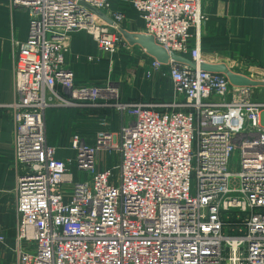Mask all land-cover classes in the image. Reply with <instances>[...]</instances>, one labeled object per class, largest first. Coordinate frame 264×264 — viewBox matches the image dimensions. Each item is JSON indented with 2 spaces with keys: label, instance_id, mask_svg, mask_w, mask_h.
Wrapping results in <instances>:
<instances>
[{
  "label": "built area",
  "instance_id": "obj_1",
  "mask_svg": "<svg viewBox=\"0 0 264 264\" xmlns=\"http://www.w3.org/2000/svg\"><path fill=\"white\" fill-rule=\"evenodd\" d=\"M112 1L10 0L30 19L15 63V99L6 105L24 171L17 185V264H264V101L252 97V87L200 69L206 60L190 31L199 35L209 20L202 0L131 1L143 33L170 56L167 64L153 58L145 77L167 68L173 99L107 103L131 122L119 136L99 131L92 144L73 138L87 180L74 182L72 161L56 158L47 142V110L118 98L108 85L78 82L67 62L78 32L92 34L102 51L129 49L120 33L125 15L112 10ZM256 72L242 75L264 79ZM101 151L119 154V177L114 168L97 169Z\"/></svg>",
  "mask_w": 264,
  "mask_h": 264
},
{
  "label": "crops",
  "instance_id": "obj_2",
  "mask_svg": "<svg viewBox=\"0 0 264 264\" xmlns=\"http://www.w3.org/2000/svg\"><path fill=\"white\" fill-rule=\"evenodd\" d=\"M131 1L113 0L112 10L125 15L123 29L143 33L144 22ZM202 9L209 20L198 36L194 28L190 33L192 46L200 45L206 62L226 64L240 74H246L254 67L256 73L263 76L264 0H202ZM29 30L27 11L11 7L10 0H0V232L5 237L4 244H0V264L18 263L17 185L24 171L16 161L15 124L6 105L15 99L17 53L20 45L27 41ZM152 61L153 57L139 45L108 53L100 49L92 34L78 32L73 35L67 62L78 82L87 86L108 85L118 93V98L111 96L103 99L96 107L57 108L46 112L47 142L56 147V158L72 161L70 172L74 182L85 181L89 176L79 177L77 172L80 171L74 168L75 163L67 156L65 143L71 144L75 136H80L86 143L92 144L101 130L119 136L121 129L131 122L126 114L107 103L172 101L174 89L167 68L156 73L151 80L146 79L145 72ZM105 155L100 152L98 170L109 168L108 156L103 158Z\"/></svg>",
  "mask_w": 264,
  "mask_h": 264
},
{
  "label": "water",
  "instance_id": "obj_3",
  "mask_svg": "<svg viewBox=\"0 0 264 264\" xmlns=\"http://www.w3.org/2000/svg\"><path fill=\"white\" fill-rule=\"evenodd\" d=\"M92 11L113 25V22L103 13H100L96 10ZM120 33L129 45H139L149 56L157 59L163 64H167L169 62L170 56L163 48L155 43L152 36L146 35L144 33H131L123 28L120 29ZM172 59L176 62L188 64L193 69L197 68V65L188 58L173 56ZM200 69L207 72L225 74L229 78L230 82L236 86H246L252 88L264 86V81L251 80L245 75L232 71L226 64H211L204 62L200 65Z\"/></svg>",
  "mask_w": 264,
  "mask_h": 264
},
{
  "label": "rangeland",
  "instance_id": "obj_4",
  "mask_svg": "<svg viewBox=\"0 0 264 264\" xmlns=\"http://www.w3.org/2000/svg\"><path fill=\"white\" fill-rule=\"evenodd\" d=\"M121 49H124V48H121ZM249 78L251 80H254V81H263L264 80V79H262V77H258L257 75H254L253 77H252V75H249ZM252 97L254 99L258 100V101H264V86L257 87V88L256 87L252 88ZM98 126L100 127V125H98ZM65 145L68 148V150H67V156L69 158H72L73 162L75 163L74 164L75 165L74 168L75 169H78V167L76 165L77 153H76V151L72 150V143L70 144L69 142H66ZM102 153H103V155L106 154L105 156H103V158L106 157V156H108V158L106 157L107 160H109V158H111V157L113 158V164H112V167L114 168L113 169V172H114L113 176H114V178L119 177V175H120L119 174V170L116 168V166L118 165V162H119V154L116 153V152H113L112 154H110L108 152H102ZM98 160H99V162L101 161L100 153H99ZM102 162L104 163L103 160H102ZM232 168H238V166L237 165H234L233 163H231L229 169L230 170H233ZM73 171H74V169H73ZM78 171H80V170L78 169ZM233 171H239V169H234ZM77 173L80 174L79 175L80 178H86V176H90L89 174H87L85 172H81V171L80 172H77ZM193 185H194V182H193Z\"/></svg>",
  "mask_w": 264,
  "mask_h": 264
},
{
  "label": "trees",
  "instance_id": "obj_5",
  "mask_svg": "<svg viewBox=\"0 0 264 264\" xmlns=\"http://www.w3.org/2000/svg\"><path fill=\"white\" fill-rule=\"evenodd\" d=\"M108 165H109V168H111L112 167V164H113V158L111 157V158H109V160H108Z\"/></svg>",
  "mask_w": 264,
  "mask_h": 264
}]
</instances>
